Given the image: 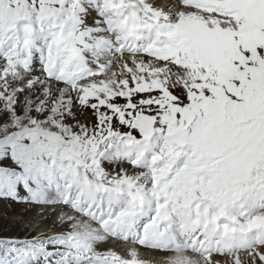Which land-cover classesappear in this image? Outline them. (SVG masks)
<instances>
[{
    "label": "snow or ice",
    "instance_id": "6c2138e0",
    "mask_svg": "<svg viewBox=\"0 0 264 264\" xmlns=\"http://www.w3.org/2000/svg\"><path fill=\"white\" fill-rule=\"evenodd\" d=\"M0 204V264H264V0H0Z\"/></svg>",
    "mask_w": 264,
    "mask_h": 264
},
{
    "label": "rangeland",
    "instance_id": "374dc122",
    "mask_svg": "<svg viewBox=\"0 0 264 264\" xmlns=\"http://www.w3.org/2000/svg\"><path fill=\"white\" fill-rule=\"evenodd\" d=\"M18 210L19 209L16 208V211ZM4 213H7V215H4ZM14 215L15 211L9 210L8 208L4 207L3 204H0V228L11 224ZM16 227H18V225Z\"/></svg>",
    "mask_w": 264,
    "mask_h": 264
},
{
    "label": "bare ground",
    "instance_id": "6f19581e",
    "mask_svg": "<svg viewBox=\"0 0 264 264\" xmlns=\"http://www.w3.org/2000/svg\"><path fill=\"white\" fill-rule=\"evenodd\" d=\"M168 2V0H158V3L160 4V5H164V4H166Z\"/></svg>",
    "mask_w": 264,
    "mask_h": 264
}]
</instances>
